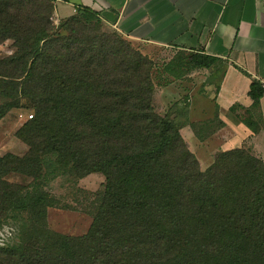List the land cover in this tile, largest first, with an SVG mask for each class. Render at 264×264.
Wrapping results in <instances>:
<instances>
[{"label": "trees", "instance_id": "1", "mask_svg": "<svg viewBox=\"0 0 264 264\" xmlns=\"http://www.w3.org/2000/svg\"><path fill=\"white\" fill-rule=\"evenodd\" d=\"M55 9V0H0V45L13 41L0 56V120L33 113L17 133L27 153L0 157V223L24 215L0 264H264V161L231 149L201 170L181 125L156 112L154 61L98 12L78 7L56 26ZM218 62L188 55L193 69ZM248 95L257 107L264 86L253 81ZM49 156L78 178L105 177L82 236L48 229L58 204L41 185Z\"/></svg>", "mask_w": 264, "mask_h": 264}, {"label": "crops", "instance_id": "2", "mask_svg": "<svg viewBox=\"0 0 264 264\" xmlns=\"http://www.w3.org/2000/svg\"><path fill=\"white\" fill-rule=\"evenodd\" d=\"M55 1L58 22L88 7L130 41L218 59L223 68L218 86L215 92L207 86L205 93L212 95L215 115L224 124L215 134L222 143L218 152L244 148L264 161V96L254 107L248 95L253 81L264 86V0ZM193 107L188 121L202 124L210 107L200 109L198 120L192 118Z\"/></svg>", "mask_w": 264, "mask_h": 264}, {"label": "rangeland", "instance_id": "3", "mask_svg": "<svg viewBox=\"0 0 264 264\" xmlns=\"http://www.w3.org/2000/svg\"><path fill=\"white\" fill-rule=\"evenodd\" d=\"M63 15L68 11H64ZM54 24L60 25L54 16ZM111 32L117 31L108 25ZM135 49L148 56L155 63L153 79L156 86L154 106L156 112L162 116L171 115L182 127L181 134L186 140L191 152L200 163L201 170L205 171L215 160L221 146V139L215 134L219 127L215 120V107L212 95L205 96L206 87L212 86L216 91L222 65L217 64L211 69H193L188 65V55L184 51L167 47L150 46L130 41L122 35ZM13 41L8 40L0 45V56L10 55L13 52ZM202 70V71H199ZM208 99V100H207ZM1 101V100H0ZM194 104L192 108L194 120H198L200 109L209 106L210 112L206 122H211L207 128H193L187 105ZM32 112L25 109H16L0 120V157L8 153L24 156L28 146L18 138L17 133L21 127L31 119ZM195 117V118H194ZM197 123V122H195ZM194 124V123H193ZM12 182L21 185H30L19 175L10 177ZM105 177L99 173L89 174L83 178L73 175L69 169L57 165L54 156L46 158L42 189L57 199V206L48 209L47 226L52 232L69 237L86 234L93 222L94 201L99 192L103 190ZM16 214L0 223V246L12 245L18 242L20 228L24 223V215L16 219Z\"/></svg>", "mask_w": 264, "mask_h": 264}, {"label": "built area", "instance_id": "4", "mask_svg": "<svg viewBox=\"0 0 264 264\" xmlns=\"http://www.w3.org/2000/svg\"><path fill=\"white\" fill-rule=\"evenodd\" d=\"M31 118H32V116H31Z\"/></svg>", "mask_w": 264, "mask_h": 264}]
</instances>
